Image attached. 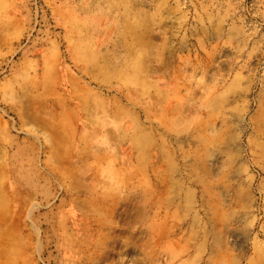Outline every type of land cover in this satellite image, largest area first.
Instances as JSON below:
<instances>
[{
    "label": "rangeland",
    "instance_id": "1",
    "mask_svg": "<svg viewBox=\"0 0 264 264\" xmlns=\"http://www.w3.org/2000/svg\"><path fill=\"white\" fill-rule=\"evenodd\" d=\"M0 264H264V0H0Z\"/></svg>",
    "mask_w": 264,
    "mask_h": 264
}]
</instances>
